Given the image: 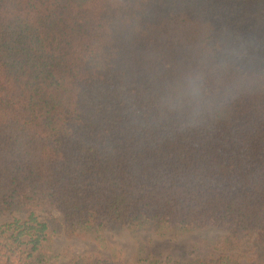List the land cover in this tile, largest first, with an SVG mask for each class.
I'll use <instances>...</instances> for the list:
<instances>
[{"label": "trees", "instance_id": "obj_1", "mask_svg": "<svg viewBox=\"0 0 264 264\" xmlns=\"http://www.w3.org/2000/svg\"><path fill=\"white\" fill-rule=\"evenodd\" d=\"M24 213L0 264L122 230L264 264V0H0V217Z\"/></svg>", "mask_w": 264, "mask_h": 264}, {"label": "rangeland", "instance_id": "obj_2", "mask_svg": "<svg viewBox=\"0 0 264 264\" xmlns=\"http://www.w3.org/2000/svg\"><path fill=\"white\" fill-rule=\"evenodd\" d=\"M34 213L40 221H44L50 215L43 211ZM52 213L62 220L59 213L56 211H52ZM29 215L30 213L2 216L0 217V227L15 220L25 222L29 219ZM220 235V232L210 231L161 238L149 231L139 233H132L129 230L108 231L103 234L105 240L103 244L96 240L95 235H78L76 237L59 235L53 239L52 252L54 255L60 256L57 264H69L71 258L79 255L122 259L127 264L139 260H144L143 264H150V261L167 260L169 257L172 263L188 264L197 260L208 261L230 256L239 260L240 264H248L249 257L255 253L252 245L243 243L233 251L216 250L214 243Z\"/></svg>", "mask_w": 264, "mask_h": 264}]
</instances>
